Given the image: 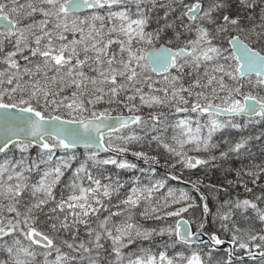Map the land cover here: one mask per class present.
<instances>
[{"label": "snow or ice", "instance_id": "snow-or-ice-1", "mask_svg": "<svg viewBox=\"0 0 264 264\" xmlns=\"http://www.w3.org/2000/svg\"><path fill=\"white\" fill-rule=\"evenodd\" d=\"M0 264H264V0H0Z\"/></svg>", "mask_w": 264, "mask_h": 264}]
</instances>
